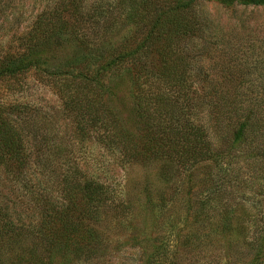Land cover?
Wrapping results in <instances>:
<instances>
[{
	"label": "rangeland",
	"instance_id": "1",
	"mask_svg": "<svg viewBox=\"0 0 264 264\" xmlns=\"http://www.w3.org/2000/svg\"><path fill=\"white\" fill-rule=\"evenodd\" d=\"M57 1L16 0L0 10V55L21 51L23 36L51 17L47 13ZM85 1L90 22L97 16L111 20L107 31L93 33L99 49L131 36L144 39L161 10V0ZM190 17L201 31L179 38L172 52L180 50L187 63L184 85L178 87L159 67L164 57L158 42L145 53L156 60L154 66L148 63L147 73L134 77L131 96L149 109L144 161L122 162L121 152L134 145H117L113 136L125 141L112 133L111 122L124 119L129 108L110 95L103 107L89 104L87 87L35 70L0 80V118L19 135L27 157L22 182L0 163V228L10 226L0 234V264H264V156L230 140L228 152L222 149L215 161L194 166L148 155L174 154L172 131L180 129L194 135L199 127L221 146L228 129L223 124L217 137L209 109L219 102L212 95L218 89L231 94L223 102H258L264 116V11L202 2ZM115 74L107 73L103 82ZM105 116L110 126L101 129ZM125 126L137 136L136 122ZM97 185L105 188L101 198ZM85 187L92 189L87 193ZM51 202L85 220L90 234L83 242L91 253L69 260L44 250L38 233H47L42 225ZM102 203L110 205L99 214Z\"/></svg>",
	"mask_w": 264,
	"mask_h": 264
},
{
	"label": "trees",
	"instance_id": "2",
	"mask_svg": "<svg viewBox=\"0 0 264 264\" xmlns=\"http://www.w3.org/2000/svg\"><path fill=\"white\" fill-rule=\"evenodd\" d=\"M14 1L16 0H0V10H6ZM85 2V0L57 1L52 11L47 13H52L51 17L46 20L44 18L38 29L29 31L23 36L20 42L21 51L0 55V80L15 79L35 70L58 80L64 81V78H70L83 88L87 87L90 100L86 99V103L100 102L103 107L108 101L107 94L121 102L126 107V111L129 108V112L124 119H118L116 116L111 124L116 125L112 133L119 134L118 137L125 141L118 142V138L113 136L117 140V145H134L131 151L125 150L120 154L125 164L144 161L148 157L144 151L147 142L145 132L148 131L145 115L149 109L141 102H137L135 97L131 96V91L138 82L134 79L135 74H146L148 63L153 67L154 61L156 62L146 58L145 54L148 48L153 46L152 43H159V49L156 50L158 55L164 57L160 60L159 66L164 70L163 73L170 75L169 78L172 80H177L178 87H182L187 81L188 66L184 57H181L183 53L180 50L174 52L176 56H173L172 52L179 38H194L195 35H189L195 29L201 31L200 23L190 17L196 4L208 2L222 7H258L264 11V0H161V10L147 28L144 39L131 36L116 47L99 49L95 47L97 41L94 39V34L98 35V31H107L111 27V20L107 19V16L104 18L97 16L95 22H90L91 17H88L89 12ZM140 3L143 5V2ZM78 9L81 10L79 15ZM128 63L132 66H123ZM112 71H116L113 79L108 84L104 83L105 75ZM208 94L207 92L205 96ZM212 95L217 97L219 102L217 100L210 103L211 128L217 137L222 134L223 124L228 129L221 146L214 145L211 140L208 141L199 127L194 135L185 134L180 129L177 132L172 131L174 139L170 144L174 147L171 149L174 154L149 152L148 155L177 165L190 163L194 166L215 161L222 149L225 153L228 152L230 140L232 145L237 143L243 151L263 158L264 116H259L262 111L258 102L243 103L234 100L223 102L231 94L222 89H218L215 95ZM114 110L116 115H119L116 107ZM106 115L111 114L109 112ZM131 119L139 126L137 136L130 135L129 128L125 126L127 120ZM99 124L101 129H107L110 126L108 116L102 117ZM111 136L108 133L104 138ZM140 147L143 151L138 150ZM2 162L5 163L6 172L14 181L17 177L19 182L23 181L22 174L27 165V157L23 152L21 138L7 120L0 118V163ZM260 163H264V158ZM27 188V184H24V189ZM90 189L92 188L85 187L83 191L89 193ZM104 189L102 185H97L95 188L100 198L105 195ZM51 205L50 212L44 214L45 221L42 225L47 233H38L44 250L50 252L53 257L63 254L65 259H69L70 255L73 259H78L91 253L93 250L83 242V238L90 234L86 233L89 229L85 220L73 214V210L64 211V204L51 202ZM109 205L102 203L99 214ZM9 228V225L1 226L0 234L7 233L10 231ZM261 244L264 246L263 241Z\"/></svg>",
	"mask_w": 264,
	"mask_h": 264
}]
</instances>
